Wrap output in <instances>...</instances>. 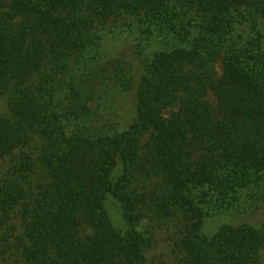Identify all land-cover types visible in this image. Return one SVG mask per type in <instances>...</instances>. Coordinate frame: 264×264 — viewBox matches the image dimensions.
<instances>
[{
	"label": "trees",
	"instance_id": "trees-1",
	"mask_svg": "<svg viewBox=\"0 0 264 264\" xmlns=\"http://www.w3.org/2000/svg\"><path fill=\"white\" fill-rule=\"evenodd\" d=\"M0 264H264V0H0Z\"/></svg>",
	"mask_w": 264,
	"mask_h": 264
},
{
	"label": "rangeland",
	"instance_id": "rangeland-1",
	"mask_svg": "<svg viewBox=\"0 0 264 264\" xmlns=\"http://www.w3.org/2000/svg\"><path fill=\"white\" fill-rule=\"evenodd\" d=\"M210 99H212V101L214 100L211 95H210Z\"/></svg>",
	"mask_w": 264,
	"mask_h": 264
}]
</instances>
